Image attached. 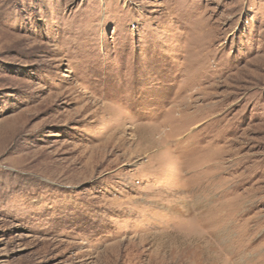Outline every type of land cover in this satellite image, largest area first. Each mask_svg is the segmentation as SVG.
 I'll return each instance as SVG.
<instances>
[{
	"label": "rangeland",
	"instance_id": "1",
	"mask_svg": "<svg viewBox=\"0 0 264 264\" xmlns=\"http://www.w3.org/2000/svg\"><path fill=\"white\" fill-rule=\"evenodd\" d=\"M0 264H264V0H0Z\"/></svg>",
	"mask_w": 264,
	"mask_h": 264
}]
</instances>
